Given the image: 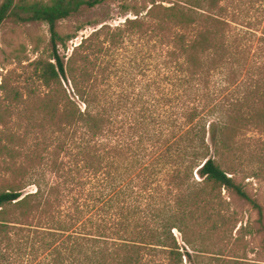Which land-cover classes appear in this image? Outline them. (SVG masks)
<instances>
[{"label": "trees", "instance_id": "1", "mask_svg": "<svg viewBox=\"0 0 264 264\" xmlns=\"http://www.w3.org/2000/svg\"><path fill=\"white\" fill-rule=\"evenodd\" d=\"M103 1L0 3V26L39 21L51 33L49 56L33 61L41 85L26 93L5 89L4 110L27 107L30 114L19 131L3 121L0 135L10 171L0 188V264H183L184 256L192 262L210 253L209 238L225 240L239 221L224 188L259 211L264 241L263 206L236 180L249 151L231 132L264 118V99L245 118L239 100L212 101L209 108L206 93L236 56L221 0L126 7L137 17L118 32L102 38L106 29H97L62 55L60 47L67 50L75 35L64 36L58 23ZM134 34L159 58L146 71H125L129 87L141 85L133 96L113 78L124 71L115 68L119 46ZM156 93L159 99H146ZM211 112L216 120H209ZM31 185L36 189L26 190Z\"/></svg>", "mask_w": 264, "mask_h": 264}, {"label": "rangeland", "instance_id": "2", "mask_svg": "<svg viewBox=\"0 0 264 264\" xmlns=\"http://www.w3.org/2000/svg\"><path fill=\"white\" fill-rule=\"evenodd\" d=\"M150 1L105 0L95 7H85L79 13L61 20L58 23L61 33L66 37L75 35L68 42L67 50L60 47L61 54L69 56L83 38L102 27L106 29L102 38L107 37L108 31L118 32L119 27H124L127 18L137 17L133 10L127 11L126 7L128 9L132 5H137L143 8L146 5L150 6ZM174 1L177 0H159L158 2L170 5ZM221 6L222 18L230 23L227 32L236 56L233 62H230L231 64L229 63L209 83L206 89L210 102L209 108L215 101L229 103L239 100L241 113L248 118L264 99V0H221ZM138 36L139 34H134L132 39L126 37L125 43L119 46L120 63L115 68H121L124 71L113 78L118 90L129 88L133 96L141 89V85L129 87L130 77L125 76V71L134 68H138L139 73L146 71L147 68H153L152 65L156 63L154 59L159 58L157 50L150 52L152 48L148 46L147 39ZM50 52L51 33L47 23L39 21L19 23L7 20L0 26V135H3V131L6 130V124L4 125L3 121L5 123L8 121L13 130L19 131L23 129L20 125L26 123L23 119L30 114L27 107L12 106L11 112H6L3 107L7 106L9 101L4 99L7 95L5 89L18 87L26 93L28 87L34 83L41 85L35 75L33 61L42 55L48 57ZM139 63L140 66H138ZM139 73L137 77L144 79V76ZM124 76L125 78L122 79ZM62 84L75 96L70 81L63 78ZM41 90L45 92L47 87L43 85ZM155 95L146 94V99H159V94ZM212 96L215 97L214 100H211ZM76 99L84 108V104L78 98ZM212 101L214 102L211 103ZM196 103H199V100ZM260 107L264 108V102ZM216 118L217 112H211L209 120H216ZM231 132L238 134L239 145L242 140V148L249 151L248 158L238 166L236 180L263 206L264 210V118L258 115L255 117L254 124L244 121L234 127ZM252 151L258 154L250 155ZM6 157L0 154V188L4 187L10 176L6 166V160L9 158ZM196 178L200 180L198 175ZM35 189L36 186L31 185L26 190ZM223 195L230 203V211H235L238 215L239 221L236 227L228 232L225 240H220L217 235L209 238L206 242L209 244L210 253L195 255L192 262L184 256L183 264H264V241L263 233L259 231V211L251 203L225 188ZM100 217L104 216L99 214L96 219ZM173 233L181 245V251L185 252L184 248L188 246L181 240L180 231L175 228Z\"/></svg>", "mask_w": 264, "mask_h": 264}]
</instances>
